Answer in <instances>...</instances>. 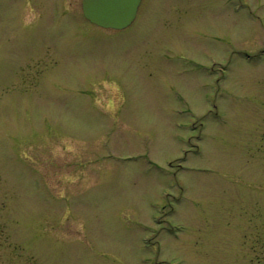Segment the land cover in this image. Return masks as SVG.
<instances>
[{
  "label": "rangeland",
  "instance_id": "rangeland-1",
  "mask_svg": "<svg viewBox=\"0 0 264 264\" xmlns=\"http://www.w3.org/2000/svg\"><path fill=\"white\" fill-rule=\"evenodd\" d=\"M0 264H264V0H0Z\"/></svg>",
  "mask_w": 264,
  "mask_h": 264
},
{
  "label": "water",
  "instance_id": "water-1",
  "mask_svg": "<svg viewBox=\"0 0 264 264\" xmlns=\"http://www.w3.org/2000/svg\"><path fill=\"white\" fill-rule=\"evenodd\" d=\"M141 0H83L84 16L103 28L121 30L133 23Z\"/></svg>",
  "mask_w": 264,
  "mask_h": 264
}]
</instances>
